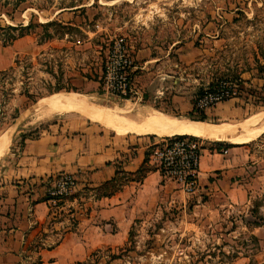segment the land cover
Instances as JSON below:
<instances>
[{"label": "rangeland", "instance_id": "374dc122", "mask_svg": "<svg viewBox=\"0 0 264 264\" xmlns=\"http://www.w3.org/2000/svg\"><path fill=\"white\" fill-rule=\"evenodd\" d=\"M17 35L22 38L2 47ZM119 40L135 70L136 49L146 46L151 56L170 53L181 80L177 86L166 81L163 102L187 94L192 106L205 82L242 80L235 104L245 114L205 123L237 131L263 123L264 86L249 82L264 71V0H0V138L9 137L0 164L8 150L38 137L51 123L87 120L72 108L42 104L54 95H80L105 114L134 119L113 107L121 108V101H104L106 56ZM133 83L139 99L135 75ZM155 138L160 143L166 137ZM241 144L242 164L230 174L240 176L243 204L207 212L194 208L193 200L185 208L163 201L134 220L122 246L91 251L80 263L264 264V134Z\"/></svg>", "mask_w": 264, "mask_h": 264}, {"label": "crops", "instance_id": "0c3cea01", "mask_svg": "<svg viewBox=\"0 0 264 264\" xmlns=\"http://www.w3.org/2000/svg\"><path fill=\"white\" fill-rule=\"evenodd\" d=\"M136 60L134 75L140 97L114 108L144 124H153L148 118L151 115L170 118L154 104L183 115L192 112L187 94L171 95L166 102L161 99L164 92L168 93L167 80H173L174 86L181 80L172 68L178 66L172 64L169 52L151 56L144 46L136 49ZM251 83L264 86V72ZM238 101L222 103L205 116L216 121L240 117L246 109L237 106ZM126 132L107 130L88 119L66 118L8 150L0 164V264L83 262L91 251L122 246L134 220L163 201L185 208L193 200L194 208L207 212L230 209L246 201L240 176L230 174L242 164V149L238 148L242 144L210 142L211 148L203 147L198 191L186 196L154 165L155 136ZM141 169L145 175L137 180ZM62 174L76 180V190L51 210L43 200V185ZM107 185L113 186V192L103 196L104 191L98 190Z\"/></svg>", "mask_w": 264, "mask_h": 264}, {"label": "built area", "instance_id": "2783aa9c", "mask_svg": "<svg viewBox=\"0 0 264 264\" xmlns=\"http://www.w3.org/2000/svg\"><path fill=\"white\" fill-rule=\"evenodd\" d=\"M132 59L123 40H119L106 56L102 74L104 101H137L134 87ZM242 80L221 78L208 83L194 98L193 114H205L216 106L238 100L242 94ZM245 85V84H244ZM157 145V146H156ZM155 145L152 152L154 165L164 179L172 181L184 195H194L198 191V168L203 146L197 140L185 138H165ZM223 154L226 151L222 152ZM43 198L49 209H56L70 198L76 190V180L70 175H59L47 180Z\"/></svg>", "mask_w": 264, "mask_h": 264}, {"label": "bare ground", "instance_id": "6f19581e", "mask_svg": "<svg viewBox=\"0 0 264 264\" xmlns=\"http://www.w3.org/2000/svg\"><path fill=\"white\" fill-rule=\"evenodd\" d=\"M42 104L52 109L72 108L81 113L88 120L99 123L107 130L114 132L124 133L130 131L138 134L154 135L160 138L187 136L209 142H226L228 144L237 145L253 140L257 136L264 134V121L258 126L245 127L239 131L234 127L213 126L205 122L191 120L179 121L174 118L158 117L155 115L148 117L153 124H144L131 118L105 114L93 107L86 98L75 94H57L49 97ZM8 143V136L0 138V155L7 148Z\"/></svg>", "mask_w": 264, "mask_h": 264}, {"label": "trees", "instance_id": "16d2710c", "mask_svg": "<svg viewBox=\"0 0 264 264\" xmlns=\"http://www.w3.org/2000/svg\"><path fill=\"white\" fill-rule=\"evenodd\" d=\"M10 31H16V28H8ZM19 38H22V35H17V36H13V37H10L9 39H8V41L7 42H5V43H3L2 44V47H6L7 45H9V44H11L12 42H14L15 40H17V39H19ZM264 72V71H263ZM193 116H195L194 114H193V111L192 112H190L189 114H187V117L189 118V119H191V120H194V121H198V122H203V121H205L206 120V116H205V114H199L197 117H199L197 120H195V117H193ZM169 138H172V137H169ZM176 138H179V139H181V138H185V139H190V140H196V139H194V138H191V137H187V136H184V137H180V136H176ZM226 147H229V146H226ZM214 150H218V148H216V149H214ZM144 175H145V171L144 170H139L138 172H137V174H136V178H137V180H141L143 177H144ZM110 185V184H109ZM109 185H107V186H105L104 188H102V189H99L98 190V192L100 193V192H103L104 191V193L102 194L103 196H109V195H111V193L113 192L112 191V189L111 188H113V186L111 185V186H109ZM111 189V190H110ZM109 191H111V192H109ZM43 200H45V198H43ZM89 258V257H88ZM76 264H83V263H76Z\"/></svg>", "mask_w": 264, "mask_h": 264}]
</instances>
